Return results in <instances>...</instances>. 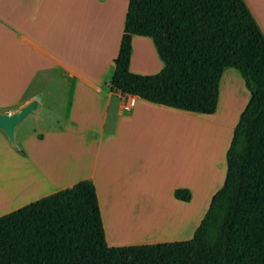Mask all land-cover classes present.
<instances>
[{"label": "trees", "instance_id": "obj_1", "mask_svg": "<svg viewBox=\"0 0 264 264\" xmlns=\"http://www.w3.org/2000/svg\"><path fill=\"white\" fill-rule=\"evenodd\" d=\"M133 37L164 66L130 69ZM111 89L174 110L213 115L225 69L250 101L226 153L222 188L192 239L109 247L92 182L0 217V264H264V36L243 0H129ZM174 198L188 203V190Z\"/></svg>", "mask_w": 264, "mask_h": 264}, {"label": "crops", "instance_id": "obj_2", "mask_svg": "<svg viewBox=\"0 0 264 264\" xmlns=\"http://www.w3.org/2000/svg\"><path fill=\"white\" fill-rule=\"evenodd\" d=\"M71 1L74 5L79 4L77 2L82 4V0ZM90 1L92 4H95L93 3L95 1L100 5L103 0H89V3ZM243 1L264 36V0ZM12 2L14 10L26 8L27 31L30 38L21 37V41L26 45L27 51H32L40 59V63L38 66L34 65L28 57H25V60L23 59L20 63L24 69L22 71L18 63L20 58L13 51L11 73L13 85L7 92L0 91L2 97L6 95V102L0 104V113H15L39 96L38 93L27 91L30 79L35 76V72L45 74L47 70L58 69L63 83V89L60 91L67 89L69 95L67 105L63 104L66 111L62 116L52 121L41 119L46 124L45 129H37L32 135L26 137L17 134L20 124L16 127L15 141L22 148V154L12 151V159L16 165L24 164L27 173L35 175L30 177V182L19 184L18 187L25 186L26 188L23 189H27V193H23V200L27 197L33 198L6 211V214L71 188L83 180L93 183L103 219L105 210L114 204L156 205L162 204L163 200L174 202L173 204L178 203V205L187 204L174 198L176 190H188L191 194L190 202L194 198H199L201 202L206 198L211 201L219 189L211 191L209 184H196V169L198 166L201 173H206L207 167L216 163L215 159H211L209 163L204 157L197 162L194 146L191 151L187 150L182 155L176 152L171 153L170 150L164 154L162 150L159 151L153 147L158 145L165 136L164 131L174 129V121L176 126H179L181 117H190L187 114L198 117L192 118L198 120L202 119L199 117H207L206 122L215 123L218 121V113L222 111L224 115L221 120L219 119L220 129L214 138L220 146L222 141L224 142L223 149L226 154L238 123L235 120L236 118L239 120L250 101L248 92L249 97L245 99L243 109L237 110L240 100L237 98L232 77H227V80L224 78L225 73L230 74V72H226L227 69L223 72L217 109L213 115L209 116L182 112L149 103L139 97L123 95L106 85V82L111 81L114 70L110 79H107L106 74L99 70L88 69L85 72L75 65H69L64 56L60 59L47 47L45 28H50L52 0H12ZM54 3L55 6L61 7V0ZM67 3L68 0L65 6ZM128 4L129 0H120V12L117 6L114 9L111 8L112 10L107 8L111 13V23L109 22L110 24L106 27L104 38L98 47L100 55L99 53L95 55L96 65L99 68L101 65L106 68L110 64L115 68L114 62L124 31ZM37 12L39 17L36 19L34 16ZM23 19L20 21V26ZM19 20L13 15L12 26L14 27ZM36 20L40 21V27L36 26ZM38 28L42 30L39 39L31 38ZM73 33L76 36L79 35L76 28ZM162 63L151 39L133 37L130 64L132 72L140 75H154L157 73L148 72H153L157 66L163 68ZM23 79L25 82L22 81ZM9 93L11 97L8 96ZM130 99L133 100L132 104L129 103ZM52 104L54 107L61 106L57 101ZM45 105L46 102L42 97L31 114L37 110L39 113L46 108ZM35 120H40L39 115L35 117ZM56 125L62 127H55ZM172 135L173 133L170 134L168 141L172 140ZM5 137V134L0 131V146L4 143ZM63 138L76 141L74 151H67L68 143L64 145ZM147 142L151 143V150L146 149ZM57 149L58 152H55L53 157L49 155L47 157L48 150L56 151ZM0 153H2L1 150ZM69 155L72 158L69 159ZM0 160H2L1 157ZM34 166H37L38 170ZM3 214L0 213V217L6 215ZM163 221L161 225L165 227L171 222L168 219ZM152 223L143 225L147 237L153 230ZM104 232L106 234V230ZM106 243L112 247L108 243V236Z\"/></svg>", "mask_w": 264, "mask_h": 264}, {"label": "rangeland", "instance_id": "obj_3", "mask_svg": "<svg viewBox=\"0 0 264 264\" xmlns=\"http://www.w3.org/2000/svg\"><path fill=\"white\" fill-rule=\"evenodd\" d=\"M52 1L50 28H45L47 47L60 59L61 56H64L69 65H75L85 72L88 69L94 71L99 70L106 74L107 79H110L114 70L113 66L110 64L104 68L101 65L99 68L96 65L95 55L96 53L100 55L98 47L104 38L103 35L106 32V27L111 23V13L108 12L109 9L107 8L114 9L117 6L120 12V0H103L101 4L99 3L100 5L95 1L93 2L95 4H92L91 1L89 3V0H82V4L77 2L79 4L74 5L71 0H68L67 6H65L66 0H61V7L55 6L54 1L57 0ZM12 3V0H0V91L2 90V92H7V90L12 89L13 82L11 73L13 51L20 58L18 63L19 69L22 71L24 69H22L20 63L23 59L25 60V57H28L34 65L36 64L38 66L40 63V59L32 51H27L26 45L21 41V37L30 38L27 31L28 19L26 8H23V10L16 8L14 10ZM13 15L17 19H20L19 22H16L18 25L16 24L14 27L12 26ZM34 17L37 19L39 13L37 12ZM21 19H23V22L20 26ZM36 26H41L39 20H36ZM75 28L79 33L77 36L73 33ZM41 33L42 30L38 28L31 38L38 40ZM37 66L36 68H38ZM159 67H155L153 72L150 71L148 73L160 72L162 67ZM226 72H230V74L228 73L229 75L225 73L224 78L226 80L227 77H232L237 98L240 100L237 110L240 111L245 105V99L249 97L248 91L238 71L235 69H227ZM22 81L25 82V79ZM17 84L18 81L16 82ZM61 89H63V83L58 69L53 68L52 70H47L45 74L43 72H35V76L30 79L27 91L29 93H38L39 96L37 97L40 99L43 97L46 102V108L39 111V113L37 110L25 118L18 126L17 134L26 137L32 135L37 129H45L46 124L41 119L44 121H52V119L59 118L65 113L66 107L63 104L67 105L69 92L67 89L61 92ZM8 96L11 97V94L9 93ZM4 101L6 102V95L2 97L0 94V104H3ZM55 101L59 102L61 106L54 107L52 102ZM38 115L40 120H35V117ZM187 115L190 117L180 118L178 127L174 121V129L172 131H164L165 136L153 149L162 150L164 154L170 150L171 153L176 152L182 155L187 150L191 151L194 146L197 162L199 159H204V157L209 163L211 159L216 160L215 164H210L207 167L208 170L206 173H201V170L197 166L196 184L206 183L211 187V191L216 190V188L220 190L225 179L226 154L223 149L224 142L222 141V145L220 146L214 136H216V133L219 131L218 129H220V120L224 114L220 111L217 115L218 121L215 123L206 122L207 117H199L202 119L198 120L192 119L198 117ZM235 121L237 122L238 118ZM55 127L62 126L56 125ZM171 133H173L172 140L168 141L167 139H170ZM59 141L61 140L59 139ZM59 141L58 144L60 143ZM62 143L64 145L68 143V152L74 151L76 141L63 138ZM151 148V143L147 142L146 149L151 150ZM0 150L2 151L0 153V157L2 158L0 160V213L6 214V211L22 203L24 204L33 198L27 197V199L23 200V193H27V189H23L26 188L25 186H18L19 184L22 185L30 182V177L35 175H33L34 173H27L24 164H20L21 166L19 164L16 165L13 161L11 156L12 151L22 154V148L16 144V141L15 145L11 144L5 137L4 143L0 146ZM55 152H58V149L56 151L48 150L46 155L47 157L48 155L52 156ZM68 157L69 159L72 158L70 155ZM34 168L38 170L37 166H34ZM209 172L211 173L209 174ZM173 203L168 202V200H163L162 204L156 205H110L108 208L109 211L105 208L104 219L102 218L104 231L106 230L105 240H107L108 236L109 245H112V247H121L180 242L192 239L208 210L210 199L206 198L201 202L199 198H194L187 204L180 203L178 205V203ZM167 219L171 221L169 225L166 227L165 225L162 226L161 224L164 223L163 220ZM148 222H153V230L147 237L143 225Z\"/></svg>", "mask_w": 264, "mask_h": 264}, {"label": "water", "instance_id": "obj_4", "mask_svg": "<svg viewBox=\"0 0 264 264\" xmlns=\"http://www.w3.org/2000/svg\"><path fill=\"white\" fill-rule=\"evenodd\" d=\"M40 98L36 97L28 106L18 110L15 113H0V131H2L11 144L15 145V129L16 127L30 115L40 102Z\"/></svg>", "mask_w": 264, "mask_h": 264}, {"label": "built area", "instance_id": "obj_5", "mask_svg": "<svg viewBox=\"0 0 264 264\" xmlns=\"http://www.w3.org/2000/svg\"><path fill=\"white\" fill-rule=\"evenodd\" d=\"M106 85L111 88V83L110 82H106ZM132 102H133V100L130 99L129 103L132 104Z\"/></svg>", "mask_w": 264, "mask_h": 264}, {"label": "bare ground", "instance_id": "obj_6", "mask_svg": "<svg viewBox=\"0 0 264 264\" xmlns=\"http://www.w3.org/2000/svg\"><path fill=\"white\" fill-rule=\"evenodd\" d=\"M117 222V221H116ZM118 224V223H117Z\"/></svg>", "mask_w": 264, "mask_h": 264}]
</instances>
